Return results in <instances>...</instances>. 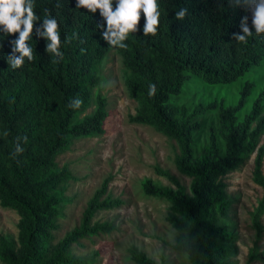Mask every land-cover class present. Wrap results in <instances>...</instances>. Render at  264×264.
<instances>
[{
    "label": "trees",
    "instance_id": "16d2710c",
    "mask_svg": "<svg viewBox=\"0 0 264 264\" xmlns=\"http://www.w3.org/2000/svg\"><path fill=\"white\" fill-rule=\"evenodd\" d=\"M33 2L38 19L31 40L26 41L33 48L32 61L26 59L22 67L11 68L7 60L13 56L12 42L18 34L4 37L0 32V203L21 217L20 247L15 249L13 242L0 235V260L3 264H83L70 257L69 248L87 237L111 232L112 225L94 224L93 219L98 211L121 202L107 194L110 178L105 179L89 201L80 226L51 250L47 244L55 240L59 228L62 186L74 180L68 166L60 169L56 159L73 140L104 133L108 113L102 95L96 96L94 114L81 120L78 116L90 106L100 81L98 67L113 48L103 39L107 25L99 10L95 14L78 10L76 0ZM158 3L157 35H143L141 13L139 31L129 35L126 49H116L127 72L129 96L139 104L130 121L152 127L179 144L176 167L192 184L188 191L170 173L158 169L177 189L149 180L144 190L172 204L169 220L186 236L182 250L199 264H227L231 235L219 223L227 211L222 178L254 155L264 135V35H255L251 11L234 0ZM182 8L187 13L177 20L176 12ZM245 16L253 35L241 43L234 37L243 35ZM45 17L58 21L63 58L48 53V40L38 34ZM256 70L263 74L252 79ZM241 81V97L229 100L227 89ZM150 85H155L153 95H149ZM198 85L219 88L220 95L196 105L192 112L175 105L176 97ZM78 99L82 104L76 108ZM263 156L260 149L255 182L264 190ZM262 214L264 196L255 220ZM135 259L153 264L142 254H135Z\"/></svg>",
    "mask_w": 264,
    "mask_h": 264
},
{
    "label": "rangeland",
    "instance_id": "374dc122",
    "mask_svg": "<svg viewBox=\"0 0 264 264\" xmlns=\"http://www.w3.org/2000/svg\"><path fill=\"white\" fill-rule=\"evenodd\" d=\"M256 72L252 79L263 74L260 70ZM97 75L100 81L93 90L94 98L78 119L94 114L96 96L102 95L107 100L108 113L104 133L75 139L68 150L58 155L59 168L68 166L74 180L62 186L64 203L57 219L59 228L55 240L47 246L57 249L58 243L80 226L89 201L104 180L110 178L107 194L121 204L98 211L93 223H107L113 229L72 245L69 248L72 259L83 264H140L135 254H142L153 264H199L198 259L182 250L181 240L186 236L169 220L172 204L144 190L149 180L159 187L177 189L166 175L158 173L160 169L190 191L191 178L182 175L176 167L179 144L152 127L130 121L137 114L139 104L129 96L127 72L116 48L100 64ZM243 84L241 81L227 89L229 100L237 101L241 97ZM220 92L219 88L198 85L176 97L174 103L192 112L196 105L210 103ZM260 149L264 150V135L254 155L235 172L222 178L226 186L227 211L221 214L219 223L227 227L231 235L227 243L230 253L225 260L227 264H264V214L255 220L264 196L263 188L255 182ZM20 224L19 214L0 203V235L13 242L15 249L20 247ZM252 255L255 258L251 260ZM0 264H3L1 260Z\"/></svg>",
    "mask_w": 264,
    "mask_h": 264
},
{
    "label": "clouds",
    "instance_id": "9594fccd",
    "mask_svg": "<svg viewBox=\"0 0 264 264\" xmlns=\"http://www.w3.org/2000/svg\"><path fill=\"white\" fill-rule=\"evenodd\" d=\"M232 2V0H230ZM237 5H241L252 13V28L255 35H264V0H234ZM33 0H0V32L4 37L18 34V38L13 43V56L8 57V64L11 68H20L25 60L34 59L33 48L26 44L31 40L34 24L38 17L35 12ZM76 7L87 9L91 14L99 10L100 16L107 25L103 33V39L108 42L110 48L126 49L125 41L130 34H134L138 29L141 13L144 17L143 35L147 37L157 35L160 19L158 0H76ZM187 13L186 8L176 12V19L183 20ZM98 27H103L98 25ZM243 35H236L234 38L241 43H246L247 38L253 33L248 27V17L241 19ZM38 34L48 40L47 52L62 56L59 51L60 31L58 21L54 18L45 17L43 20V31ZM3 39V37H0ZM2 48V44H0ZM18 53L19 55H15ZM55 63V61H54ZM155 93V85H150L149 95ZM81 100H76L75 107L79 108ZM19 151V149H18Z\"/></svg>",
    "mask_w": 264,
    "mask_h": 264
}]
</instances>
